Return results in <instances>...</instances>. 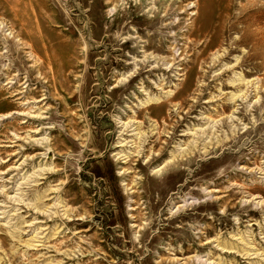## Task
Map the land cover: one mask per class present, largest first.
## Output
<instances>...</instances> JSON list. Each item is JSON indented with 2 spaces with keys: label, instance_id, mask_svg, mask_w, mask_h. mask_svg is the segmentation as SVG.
<instances>
[{
  "label": "rangeland",
  "instance_id": "obj_1",
  "mask_svg": "<svg viewBox=\"0 0 264 264\" xmlns=\"http://www.w3.org/2000/svg\"><path fill=\"white\" fill-rule=\"evenodd\" d=\"M0 264H264V0H0Z\"/></svg>",
  "mask_w": 264,
  "mask_h": 264
},
{
  "label": "bare ground",
  "instance_id": "obj_2",
  "mask_svg": "<svg viewBox=\"0 0 264 264\" xmlns=\"http://www.w3.org/2000/svg\"><path fill=\"white\" fill-rule=\"evenodd\" d=\"M226 19V16H225V18H224V20ZM221 22H223V17H221ZM255 34H259L258 36H256L255 38H253L254 40H255V44H257V47H259L260 48V46H259V44H260V42H261V38H260V32L257 30L256 32H255ZM260 54V53H259ZM260 56V55H259ZM231 105L230 104H222V106H221V109L219 110V112L221 111L222 113H224V112H226V111H228L229 110V107H230Z\"/></svg>",
  "mask_w": 264,
  "mask_h": 264
}]
</instances>
